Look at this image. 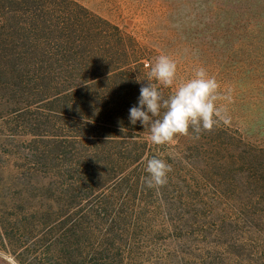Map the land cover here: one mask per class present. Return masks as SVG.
Instances as JSON below:
<instances>
[{"label":"rangeland","instance_id":"rangeland-1","mask_svg":"<svg viewBox=\"0 0 264 264\" xmlns=\"http://www.w3.org/2000/svg\"><path fill=\"white\" fill-rule=\"evenodd\" d=\"M68 13L80 27L66 36L84 41L77 54L84 69L69 67L83 95L69 89L54 99L58 91L44 87L23 93L18 77L7 80L0 69V264L31 261L52 235L113 253L114 238L97 221L103 211H95V198L107 195L123 201L120 210L106 206L107 215L125 213L140 224L125 238L128 264H264V0H0L1 32L48 46L70 26ZM112 25L129 38L121 42ZM123 43L144 59H119ZM160 55L177 63L164 95L203 67L219 84L228 123L168 145L152 144L148 129L137 146L99 140L98 114L117 119L109 110L138 96L130 82L116 85L114 70L123 66L143 80ZM153 156L172 171L166 185L149 189Z\"/></svg>","mask_w":264,"mask_h":264},{"label":"trees","instance_id":"trees-1","mask_svg":"<svg viewBox=\"0 0 264 264\" xmlns=\"http://www.w3.org/2000/svg\"><path fill=\"white\" fill-rule=\"evenodd\" d=\"M61 1L65 2L67 0ZM72 3L76 4L73 1ZM37 17H40V15ZM46 17L47 15L45 14L44 18L46 19ZM99 19L109 24V21L107 22V20L101 17ZM68 22H70L71 27L64 24V26L61 27V35L58 39H56L57 41L54 42L50 37L48 38V46L42 45L39 39L31 36L27 39L18 38L17 36L12 38L11 34L5 33L4 31L2 33V28L0 27V52H2L0 54V57L2 56L0 69L3 68L5 72L11 74V76L7 77V80H12L18 77L20 80L18 86H20L19 88L21 92L25 93L28 90H36L37 92H40L41 87H44L58 91V93L53 96L54 99L61 98L60 96L66 95L69 89H73L72 91L74 93L83 95L84 92H78V90L81 91L82 85L75 79L77 75L69 73V67H80L81 69H84V64L77 58V54L80 51L78 48H80L81 43L82 45L84 44V41L77 38L79 36H75V34H73L74 37L72 38L66 36L65 34V31H67L68 28H72V32L76 33L77 29L80 27V21L77 15L74 16V13H68L67 22L65 23L68 24ZM76 25H78V27H76ZM0 26H2L1 23ZM52 27L53 26L50 25V27L47 28H50L51 31ZM112 27L116 30L115 36H118L121 42H125L129 38L119 26L112 25ZM35 28H39L44 31L46 26L37 25ZM68 33L67 35H71ZM45 39L44 41H46ZM49 45H54L55 49H57L59 53L55 55L51 51L53 47L51 48ZM119 55V59L126 62L130 59H134L136 61L144 59L142 56L135 58L134 54L130 52V49L124 45V43L121 47ZM122 67L123 66L115 69L111 78H113V81L117 82L116 85L123 88H126L130 82L132 85L129 90L134 87L138 91V96H134V100L131 99L127 102L124 101L121 106H117L115 109L109 110V112H112V114L120 120L114 118H102V114H98V119L93 120V123H96L98 128L105 130L104 134H99L97 136L99 140L112 144H124L126 148L130 147V145L137 146L136 139H145L142 135H140V133L146 132H144L145 129L141 128L139 123L136 126H132L128 120L129 109L137 104L138 97L140 95L139 92L141 83H137L136 81L138 78L132 73H128L126 70H123ZM110 73H112V71ZM118 75L125 76V78H119V80H116ZM84 83H88V81H85ZM122 127L125 128L124 131L127 130L131 134L122 132ZM146 146H148L147 143ZM130 153H132V151ZM91 194L94 195L95 193ZM102 200L103 198H95V201L97 202L96 204L98 205L95 211H98L99 209L103 211V214L96 213L101 214L97 216V221L98 225H105L107 227L106 231H102L105 235L104 237H111V239L114 238L112 241L113 253H110L107 247L102 243L99 248L90 249L92 250L90 253L86 248L82 249L81 247L74 245L72 241H69L71 234L68 236L64 234L62 238L52 235L49 236L50 238L44 236V239L42 240L46 242V244L43 246V252L40 249L35 250L36 252L32 254L31 261H28L25 264H85L87 257H91L95 264H128L129 260L127 257L125 238L129 232L138 228L140 224L136 221V218L129 217L125 215V213L120 214L117 212L112 216L107 215V212L105 213V211H108L106 206L112 207L111 210L114 208H116V210L121 209L120 206L123 201L120 202L116 195H107L104 197L105 202ZM102 202L104 206H101ZM166 220L168 221L169 228L166 229L165 224L163 223L160 227H164L163 229H166L167 231L171 229L172 236H177L176 231H178V228H174L171 220ZM135 225L137 226L135 227Z\"/></svg>","mask_w":264,"mask_h":264},{"label":"clouds","instance_id":"clouds-1","mask_svg":"<svg viewBox=\"0 0 264 264\" xmlns=\"http://www.w3.org/2000/svg\"><path fill=\"white\" fill-rule=\"evenodd\" d=\"M176 75L175 60L160 55L146 78L136 81L147 83H141L137 104L129 109L128 120L132 126L139 123L148 129V139L155 145L171 144L178 135L199 138L202 131H210L221 122L228 123L226 110L218 103L224 98L219 84L205 68H196L190 79L165 96L162 89L173 88ZM124 129L121 131L125 133ZM145 171L144 184L152 189L166 185L172 168L164 159L153 156L147 160Z\"/></svg>","mask_w":264,"mask_h":264}]
</instances>
